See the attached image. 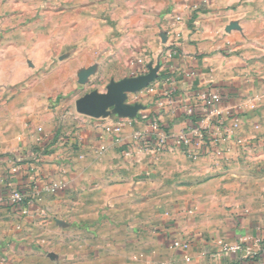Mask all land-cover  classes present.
Instances as JSON below:
<instances>
[{"label": "crops", "instance_id": "0c3cea01", "mask_svg": "<svg viewBox=\"0 0 264 264\" xmlns=\"http://www.w3.org/2000/svg\"><path fill=\"white\" fill-rule=\"evenodd\" d=\"M120 67L156 70L136 115L77 113ZM208 92L228 150L189 157L172 142ZM12 189L27 213L0 204V264H264V0H0Z\"/></svg>", "mask_w": 264, "mask_h": 264}, {"label": "built area", "instance_id": "2783aa9c", "mask_svg": "<svg viewBox=\"0 0 264 264\" xmlns=\"http://www.w3.org/2000/svg\"><path fill=\"white\" fill-rule=\"evenodd\" d=\"M216 92H208L200 95V101L204 108L208 111L207 116L201 124L190 127L187 131L180 132L172 142L174 147L180 148L187 156L194 157L198 154H213L216 157H223L228 150L225 146L227 137L231 134V129L225 127L224 116L225 113L214 107V102L218 99ZM191 108L186 109V113H190ZM207 123V124H205ZM120 130V125L116 127V131ZM165 137L160 138V143L163 144ZM40 141V138L37 139ZM10 203L16 207L22 214L27 213V209L23 207L24 196L16 190H10L6 196H0V204L3 202ZM177 244V243H176ZM232 252L241 251L245 257L250 248L234 245L228 247Z\"/></svg>", "mask_w": 264, "mask_h": 264}, {"label": "water", "instance_id": "95a60500", "mask_svg": "<svg viewBox=\"0 0 264 264\" xmlns=\"http://www.w3.org/2000/svg\"><path fill=\"white\" fill-rule=\"evenodd\" d=\"M155 77L156 70L150 69L146 74L111 80L105 92L93 90L79 97L75 101V110L90 117H105L112 113L120 117H133L140 106L127 104V94L142 90Z\"/></svg>", "mask_w": 264, "mask_h": 264}, {"label": "rangeland", "instance_id": "374dc122", "mask_svg": "<svg viewBox=\"0 0 264 264\" xmlns=\"http://www.w3.org/2000/svg\"><path fill=\"white\" fill-rule=\"evenodd\" d=\"M130 59H131V57L128 55L127 57H125L124 58V60H120L119 61V64H121V66H123V64L126 62V63H129V61H130ZM113 65V64H112ZM111 65V66H112ZM110 66V67H111ZM110 67H108V69L110 68ZM108 69H106V70H104V74H102L101 76V80H102V82L103 83H106V82H108L110 79H113V78H117L118 80L119 79H121V78H123V77H126V75L128 74V71H127V68L126 69H121V67H120V69H121V72H119L118 74H116V75H113V74H110L109 72H108ZM102 88V87H101ZM103 90H104V92H105V90H106V88L104 87L103 88ZM72 94L73 93H69V94H67L66 96H64V98H70V96H72Z\"/></svg>", "mask_w": 264, "mask_h": 264}, {"label": "trees", "instance_id": "16d2710c", "mask_svg": "<svg viewBox=\"0 0 264 264\" xmlns=\"http://www.w3.org/2000/svg\"><path fill=\"white\" fill-rule=\"evenodd\" d=\"M202 106V105H201ZM204 106V105H203ZM187 116L192 120H198L205 116V111H202L201 107L196 108L195 106L191 108V112L187 113Z\"/></svg>", "mask_w": 264, "mask_h": 264}]
</instances>
